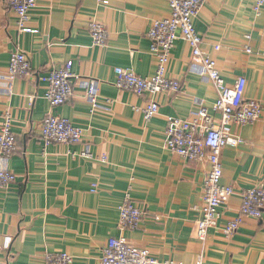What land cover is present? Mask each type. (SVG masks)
I'll return each mask as SVG.
<instances>
[{"label": "crops", "instance_id": "1", "mask_svg": "<svg viewBox=\"0 0 264 264\" xmlns=\"http://www.w3.org/2000/svg\"><path fill=\"white\" fill-rule=\"evenodd\" d=\"M37 4L29 25L39 33L32 34L19 30L12 0H0V129L9 112L16 135L14 152L2 159L16 182L0 187V264H47L49 253H68L72 264H101L113 237L148 248L160 264H264V211L260 218L242 216L233 234L224 232L241 216L243 192L264 188V8L257 14L251 0H207L195 19L202 49L218 61L226 84L244 77L245 102L262 107L257 120L224 126L244 140L222 151V184L232 186L234 194L201 243L195 233L209 163L167 148V117L194 119L195 101L202 99L220 123L221 113L212 109L218 89L183 38L167 64L169 75L181 82L179 92L139 95L114 85L117 67L142 76L155 73L158 59L148 31L169 14L167 0ZM94 20L108 31L104 46L95 45L88 31ZM17 50L28 56L31 72L10 90L7 73ZM68 61H73V97L52 107L43 77ZM91 79L99 81L96 108L86 96ZM151 99L159 112L148 121L142 109ZM49 113L83 127L81 143L46 146L41 126ZM84 150L92 157L81 156ZM128 193L143 211L134 230L120 226V205Z\"/></svg>", "mask_w": 264, "mask_h": 264}, {"label": "built area", "instance_id": "2", "mask_svg": "<svg viewBox=\"0 0 264 264\" xmlns=\"http://www.w3.org/2000/svg\"><path fill=\"white\" fill-rule=\"evenodd\" d=\"M251 1L255 12L260 14L264 8V0ZM103 2L106 3V1ZM206 2L207 0H167L169 14L162 19L154 20L148 31L151 51L158 59L155 73L142 76L132 69L117 67L114 80V85L119 89L133 91L139 95L179 92L181 82L169 75L167 64L176 41L183 38L190 44L192 55L200 59L203 72L218 89L219 96L213 103L212 109L221 113L220 123L213 120L202 99L195 101L199 111L194 119L167 117V148L184 159H207L209 163L195 233L197 240L201 243L206 241L209 230L217 226L222 215V206L234 194L232 186L222 184L224 173L222 151L229 145L238 146L244 140L241 137L229 135L224 130V126L230 123L242 125L251 123L260 118L262 113V107L258 101L245 102L246 79L240 77L234 85H227L218 61L202 49L204 40L196 29L195 19ZM37 3L38 0H12V10L17 15V25L21 32L39 33L37 28L29 25ZM88 31L95 45L104 46L106 44L108 31L103 24L94 20L89 24ZM214 48L218 51L220 46L215 45ZM247 51L250 52L251 49L248 47ZM72 67L73 61H68L61 67L50 69L44 75L43 80L48 84L45 98L52 107H58L72 99L74 94V85L71 81ZM30 72L31 64L28 56L22 50L14 52L7 73V88L11 90L18 77L27 76ZM98 86L99 81L91 79L86 88V96L92 103V108L99 106ZM142 110L146 120L150 121L158 114L159 104L151 99ZM83 135V127L69 118L52 113L45 117L41 126V136L46 146L54 143L78 145ZM15 148L16 135L13 132V118L7 112L0 129V187L7 188L16 182L15 173L2 162L4 157L12 155ZM80 155L92 157V154L86 150L81 151ZM103 160H106V157H103ZM263 211L264 188L257 185L246 189L242 194L241 216L229 223L224 232L227 235L233 234L239 228L242 216L260 218ZM142 218V209L128 193L125 201L120 205V226L134 230L138 228ZM72 261V256L68 253L47 255V264H72ZM101 264H160V262L151 256L148 248L134 246L124 237H113L103 248ZM166 264L177 263L172 261Z\"/></svg>", "mask_w": 264, "mask_h": 264}]
</instances>
